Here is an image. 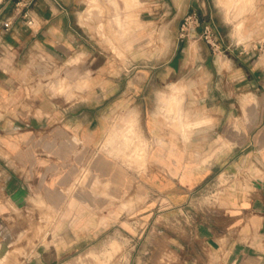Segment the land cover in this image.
Here are the masks:
<instances>
[{"label":"crops","instance_id":"0c3cea01","mask_svg":"<svg viewBox=\"0 0 264 264\" xmlns=\"http://www.w3.org/2000/svg\"><path fill=\"white\" fill-rule=\"evenodd\" d=\"M17 1L0 0V225L41 192L62 208L56 223L97 238L129 193L175 225L158 264H264V55L231 39L220 52L200 39L105 43L87 0H25L32 25Z\"/></svg>","mask_w":264,"mask_h":264},{"label":"rangeland","instance_id":"374dc122","mask_svg":"<svg viewBox=\"0 0 264 264\" xmlns=\"http://www.w3.org/2000/svg\"><path fill=\"white\" fill-rule=\"evenodd\" d=\"M259 2L260 0H87L84 17L90 29L105 43H168L170 40L172 43L174 40L190 43L196 39L208 43L202 37V26L186 37L181 36L184 18L196 12L202 24L211 23L214 27L219 43L231 39L240 43L243 53L249 50L264 55V16L261 15L264 5L260 7ZM196 32L199 33L198 37L195 36ZM219 50L222 51V48L217 51L220 52ZM118 53L124 55L121 51ZM119 66L120 71L126 70L127 65ZM54 73L56 94L64 93L66 65H56ZM45 85L46 81L39 82L40 87ZM85 177L88 181L89 175ZM205 196L210 199L207 193ZM110 202L115 205L116 211L118 209L119 223L102 224L100 229L103 232L97 238H89L91 233L87 230L88 238L80 239L79 235L84 233L79 234V225L56 223L55 220L62 214V208H54L43 193L39 192L21 213L18 212L19 215L8 219L7 224L0 225V264H136L140 259L148 264H158L160 232L167 230L168 233H173L175 225L159 222L161 212L158 205L143 213V208L138 207L143 199L132 194H119ZM88 203L94 204L95 201L89 200ZM142 214L147 218L140 220ZM137 233L140 241L132 240L130 237ZM92 235H95V231ZM65 247L67 250L59 260L53 261L45 256L49 249ZM134 248L136 255L132 256ZM144 249L148 251L140 255V251Z\"/></svg>","mask_w":264,"mask_h":264},{"label":"built area","instance_id":"2783aa9c","mask_svg":"<svg viewBox=\"0 0 264 264\" xmlns=\"http://www.w3.org/2000/svg\"><path fill=\"white\" fill-rule=\"evenodd\" d=\"M28 4L25 0H18L15 5V9L17 14H22L26 20L28 25H32L34 19L29 15L28 10H25L24 7ZM202 26V37L206 39V41L212 46L214 50H218L220 48V43L218 41L217 33L211 23L202 24L200 16L194 12L188 14L182 23L181 26V36L186 37L190 34L191 31Z\"/></svg>","mask_w":264,"mask_h":264}]
</instances>
